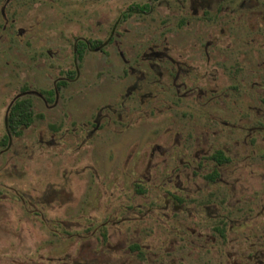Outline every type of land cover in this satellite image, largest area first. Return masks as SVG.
Returning a JSON list of instances; mask_svg holds the SVG:
<instances>
[{"label":"rangeland","instance_id":"1","mask_svg":"<svg viewBox=\"0 0 264 264\" xmlns=\"http://www.w3.org/2000/svg\"><path fill=\"white\" fill-rule=\"evenodd\" d=\"M0 264H264V0H0Z\"/></svg>","mask_w":264,"mask_h":264},{"label":"trees","instance_id":"2","mask_svg":"<svg viewBox=\"0 0 264 264\" xmlns=\"http://www.w3.org/2000/svg\"><path fill=\"white\" fill-rule=\"evenodd\" d=\"M157 1V0H155ZM150 4H132L129 9L131 11H145L147 9H150ZM92 42V46L96 45V43ZM98 42V41H97ZM78 49H85L87 48V45L85 42L81 41L77 43ZM33 101L31 97L26 96H19L17 97L12 104L9 107V110L7 112L6 116V128L9 132L5 135V141L10 138L9 136L11 134H21L23 130L30 126L35 119V113L33 109ZM212 158L215 159L218 162H224L228 160V157L224 155V153L221 150L216 151ZM215 175H217V172L215 171ZM212 177H215L214 175Z\"/></svg>","mask_w":264,"mask_h":264},{"label":"flooded vegetation","instance_id":"3","mask_svg":"<svg viewBox=\"0 0 264 264\" xmlns=\"http://www.w3.org/2000/svg\"><path fill=\"white\" fill-rule=\"evenodd\" d=\"M5 27V26H4ZM91 41H93V43H96V45H94L93 47H95V48H97L98 47V44H100L101 43V41L100 40H90V41H84L85 43H86V45L89 47H92V42ZM98 41V42H97ZM77 43H79V41L77 42ZM76 49H78V47H77V45H76ZM59 85H61V84H57V88H58V86ZM27 89L28 88H25L24 89V91H27ZM55 91V90H54ZM49 92H51V90H49ZM21 96H23V95H21ZM47 99H49L48 97H46ZM12 104V103H11ZM10 107V106H9ZM9 110V109H8Z\"/></svg>","mask_w":264,"mask_h":264},{"label":"water","instance_id":"4","mask_svg":"<svg viewBox=\"0 0 264 264\" xmlns=\"http://www.w3.org/2000/svg\"><path fill=\"white\" fill-rule=\"evenodd\" d=\"M19 96H20V95H18L17 97H19ZM17 97H16V98H17ZM16 98H15V99H16ZM15 99H14V100H15Z\"/></svg>","mask_w":264,"mask_h":264}]
</instances>
